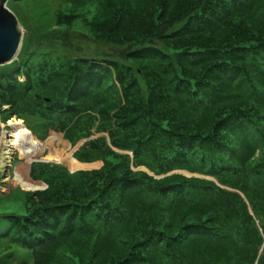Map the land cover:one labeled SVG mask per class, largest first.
I'll return each mask as SVG.
<instances>
[{"label":"trees","instance_id":"1","mask_svg":"<svg viewBox=\"0 0 264 264\" xmlns=\"http://www.w3.org/2000/svg\"><path fill=\"white\" fill-rule=\"evenodd\" d=\"M50 24L120 60L40 53L20 82L0 72L7 104L101 165L30 163L24 188L46 187L0 215L3 246L32 264H264V0H59Z\"/></svg>","mask_w":264,"mask_h":264},{"label":"rangeland","instance_id":"2","mask_svg":"<svg viewBox=\"0 0 264 264\" xmlns=\"http://www.w3.org/2000/svg\"><path fill=\"white\" fill-rule=\"evenodd\" d=\"M58 2L59 0H5L4 8L14 16L22 33L20 45L14 58L10 62L0 65V72L14 69L13 72L8 73L15 81L20 82L36 68L41 57L40 53L45 54V57H42L46 62L62 56L91 59L94 63L120 60L118 56L123 50V46L99 43L82 36L78 31L58 29L50 24L52 12ZM31 67L33 70L29 69ZM1 84L0 92L5 93L8 87ZM7 94L8 92L5 95L0 93V103H4L0 104V123L4 126V130L2 129L0 134V215L9 213L21 215L25 210L24 194L29 192L25 190L27 188H24L22 176L29 179L30 163L24 162L30 157H36L56 161L58 162L56 165L62 166L68 159V153L72 154L76 143L66 147L65 151L69 152L58 153L55 148L56 143L60 141L57 148L61 150L64 143L67 142L63 139L61 132L50 129L42 130L40 126H30L27 121L16 118L17 114L11 111L7 104L9 96H11ZM47 143L53 145L55 159L47 158ZM29 147L32 148L30 152L24 156L19 155L27 151ZM10 155L11 158H9ZM91 163L96 164L92 166V169H97L100 166L99 160ZM140 168L145 171L142 167H138L137 170ZM178 172L185 173L184 171ZM32 182H39V180ZM5 227V224L1 225L0 233L4 231ZM4 236L0 235V264H32L35 252L23 249L7 250L8 247L3 246L6 243Z\"/></svg>","mask_w":264,"mask_h":264},{"label":"water","instance_id":"3","mask_svg":"<svg viewBox=\"0 0 264 264\" xmlns=\"http://www.w3.org/2000/svg\"><path fill=\"white\" fill-rule=\"evenodd\" d=\"M4 2H5V0H0V65L8 63L14 58V56H15L18 48H19V45H20V39H21V33H22V30L18 26V24L16 23V20L14 19V16L8 10H6L4 8V6H3ZM0 131H1V126H0ZM84 140L85 139L78 140L76 142V144L74 145V147H73V151L76 150V148ZM106 144H107V141H106ZM67 145L70 146L68 142H67ZM112 150L117 151L114 148ZM127 154L130 156L129 152H127ZM9 158H11V155H10ZM70 158L72 160L76 161L71 156H70ZM31 162H43V163L56 164L55 162L45 161V160H41V159H35V160H32ZM31 162H29V163H31ZM77 163H79L81 165H84L85 167L84 168H80V169H74V170H69V169H66V170L68 172H73V171H76V170L92 169V166H88L89 164L90 165L92 164L91 162L90 163L77 162ZM100 164L101 163L99 161V165ZM134 169H138V167L134 168ZM140 170H141V168H140ZM143 170H145V169L143 168ZM145 172L148 175H151V173L147 172L146 170H145ZM181 174H183L185 176H191L190 174H186V173H181ZM157 177H160V176H155V178H157ZM34 183H35V186L33 187V189H30L29 191L40 190V189H44L46 187V185L42 181L34 182Z\"/></svg>","mask_w":264,"mask_h":264},{"label":"bare ground","instance_id":"4","mask_svg":"<svg viewBox=\"0 0 264 264\" xmlns=\"http://www.w3.org/2000/svg\"><path fill=\"white\" fill-rule=\"evenodd\" d=\"M7 125V124H6ZM1 126V131H0V134H1V132H2V129L4 128V126L1 124L0 125ZM8 127H9V125H7ZM4 130V129H3ZM66 144H67V142H65ZM69 152V151H68ZM69 155L71 156V154L70 153H68V157H69ZM35 160V159H34ZM42 160V159H41ZM45 161H50V160H45ZM31 162V161H30ZM50 162H55L56 164H58V162H56V161H50ZM90 165V164H89ZM92 165V164H91ZM65 166V165H64ZM84 168V167H83ZM67 169H69V168H67ZM76 169H80V168H76ZM69 170H74V169H69ZM32 183H34V182H32ZM20 186V188H22L21 187V185H19ZM35 186V184H33L32 185V187H29V188H27V189H25V190H30V189H33V187Z\"/></svg>","mask_w":264,"mask_h":264},{"label":"clouds","instance_id":"5","mask_svg":"<svg viewBox=\"0 0 264 264\" xmlns=\"http://www.w3.org/2000/svg\"><path fill=\"white\" fill-rule=\"evenodd\" d=\"M1 124V123H0ZM72 157V156H71ZM88 163H90V162H88ZM101 165V164H100ZM178 172V171H177ZM29 191V190H28Z\"/></svg>","mask_w":264,"mask_h":264}]
</instances>
